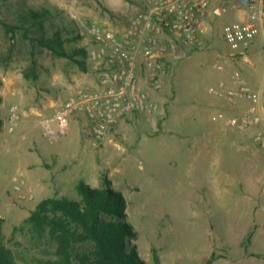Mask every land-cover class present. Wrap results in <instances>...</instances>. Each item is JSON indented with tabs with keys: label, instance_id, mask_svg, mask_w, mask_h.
I'll use <instances>...</instances> for the list:
<instances>
[{
	"label": "rangeland",
	"instance_id": "374dc122",
	"mask_svg": "<svg viewBox=\"0 0 264 264\" xmlns=\"http://www.w3.org/2000/svg\"><path fill=\"white\" fill-rule=\"evenodd\" d=\"M223 1L211 0V4L223 7ZM226 1L229 5L230 0ZM128 2L131 0H27L28 6L55 13L47 22L48 30L52 34L62 29L67 50L87 49V71L44 50L37 51L34 58L37 78H28L33 65L28 42L21 34L8 35L0 25L3 234L6 240L12 239L15 227H21L42 200L80 199V179L100 188L107 175L126 198L127 221L138 233L132 245L148 264H206L213 253L217 264H255L258 259L245 249L247 219L241 201L245 196L253 198V192L245 195L247 191H240L237 181L245 178L248 189L264 187V148L232 158L235 163L242 160L247 171L225 174V184L236 183L230 199L223 195L214 198L210 187L217 175L206 165L197 166L202 163L199 152L210 143L202 137L198 142L196 120L210 118L214 110L228 116L240 112L217 95L219 83H230L239 71L248 82L260 84L264 71L263 36L245 47L244 54H233L225 41L224 27L234 19L232 9L223 15L212 14L202 47H182L165 55L163 89L152 92L153 101L160 105L158 112L131 114L98 146L86 118L73 117L69 127L60 126L68 97L80 88L97 87L105 72L104 64L89 55L95 43L87 28L93 24L114 30L122 27L129 20ZM23 3L0 0V18L14 20ZM13 106L19 108L21 121L11 132ZM16 177L26 181L23 194L27 198L15 190ZM16 240L30 246L20 230ZM8 245L24 250L14 241ZM35 252L28 251L27 257Z\"/></svg>",
	"mask_w": 264,
	"mask_h": 264
},
{
	"label": "built area",
	"instance_id": "2783aa9c",
	"mask_svg": "<svg viewBox=\"0 0 264 264\" xmlns=\"http://www.w3.org/2000/svg\"><path fill=\"white\" fill-rule=\"evenodd\" d=\"M248 18L226 24L225 41L233 54L243 53L264 32V0H242ZM211 0H145L144 10L123 31L93 24L87 28L95 43L90 57L105 66L101 81L94 88H80L66 100L60 126L67 128L71 119L84 115L95 146L103 144L108 133L134 113L154 114L160 105L152 92L163 89L166 71L164 57L182 47L204 45L209 32ZM264 52V42H263ZM217 95L232 107L246 103L239 113L217 118L237 131L254 130L255 143L264 148V71L261 83L254 88L239 71L231 82L222 81ZM21 121L20 110H10L9 127L13 132ZM15 190L22 198L26 181L14 179Z\"/></svg>",
	"mask_w": 264,
	"mask_h": 264
},
{
	"label": "trees",
	"instance_id": "16d2710c",
	"mask_svg": "<svg viewBox=\"0 0 264 264\" xmlns=\"http://www.w3.org/2000/svg\"><path fill=\"white\" fill-rule=\"evenodd\" d=\"M22 1L25 6L21 4L17 17L14 20L0 18V25L8 35L21 34L28 42L33 65L26 76L37 78L34 58L37 51L44 50L87 71V49L69 51L62 29L49 32L47 22L53 20L55 13L48 9L37 10L28 6L27 0ZM72 30L66 29V32ZM2 126L0 119V130ZM77 187L80 199L42 200L24 224L15 227L9 241L3 234L4 221L0 219V264H148L132 245L138 233L127 221L126 198L113 187L107 175L100 188L92 187L85 179H80ZM19 230L30 246L16 240ZM13 241L24 250L8 245ZM28 251L36 252L27 257ZM216 258L213 253L206 264H213Z\"/></svg>",
	"mask_w": 264,
	"mask_h": 264
},
{
	"label": "crops",
	"instance_id": "0c3cea01",
	"mask_svg": "<svg viewBox=\"0 0 264 264\" xmlns=\"http://www.w3.org/2000/svg\"><path fill=\"white\" fill-rule=\"evenodd\" d=\"M223 3L224 6L220 7L212 2L209 21L211 20L213 13H219L223 15L229 12L230 9H232L234 15L233 22L244 21L248 18V10L242 4V0H230L229 5H227L226 0H224ZM128 4L129 10L128 14H126L128 15L129 20L122 27H117L119 32L125 30L129 25L130 20L141 13L145 8V0H131V2H128ZM262 36L264 37V32L262 33L261 37ZM251 83L250 84L254 88H258L260 85L254 82ZM245 105L246 103H242V105L237 106L236 108H239L240 111V109H242ZM217 112H219V110H214V113H212L210 116V118L214 119L215 122H212L210 118L196 120L197 130H199L197 132L198 142L201 143L200 138L202 137V141L209 140L210 143L208 145L206 144L205 150L199 152L198 160L202 158V163H198L197 166L200 167L206 165L209 167L213 176L217 175L210 187V191L212 193L211 195H213L214 198H218L217 196L223 195L224 198L230 199L232 197L231 194L233 191V189L231 191V187H234L236 183L231 185L232 183L227 181L225 184V174L229 176L233 173L241 172L242 174V172L245 170L247 171V167H245V164L242 160L241 162L240 159H238V163H235L232 161V158H241L243 157V154H254L253 151L257 153L260 147L254 141V130H250L251 132H241L227 129L224 127L222 120L217 118ZM75 117L81 120L86 118L84 115H77ZM239 178L240 180L237 181V183L240 191L243 189V192H253V198H246L247 196L244 197L243 192H241L244 197V199L241 200L244 205L243 214L247 219L245 237H247L246 243L248 244H246L245 249L248 254L253 255L252 258L258 259L255 261V264H264V187L261 188L260 191L254 190L252 187L248 189L245 178ZM245 195L250 194L248 193ZM248 239H250V242ZM249 263H251V261L245 262V264ZM213 264L217 263L214 262Z\"/></svg>",
	"mask_w": 264,
	"mask_h": 264
},
{
	"label": "bare ground",
	"instance_id": "6f19581e",
	"mask_svg": "<svg viewBox=\"0 0 264 264\" xmlns=\"http://www.w3.org/2000/svg\"><path fill=\"white\" fill-rule=\"evenodd\" d=\"M116 2V1H115Z\"/></svg>",
	"mask_w": 264,
	"mask_h": 264
}]
</instances>
